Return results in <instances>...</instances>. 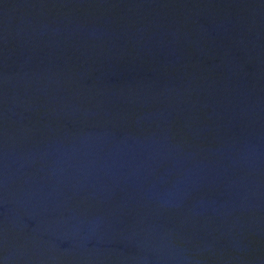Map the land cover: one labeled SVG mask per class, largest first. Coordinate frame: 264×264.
I'll return each mask as SVG.
<instances>
[{"label": "water", "instance_id": "obj_1", "mask_svg": "<svg viewBox=\"0 0 264 264\" xmlns=\"http://www.w3.org/2000/svg\"><path fill=\"white\" fill-rule=\"evenodd\" d=\"M0 264H264V0H0Z\"/></svg>", "mask_w": 264, "mask_h": 264}]
</instances>
